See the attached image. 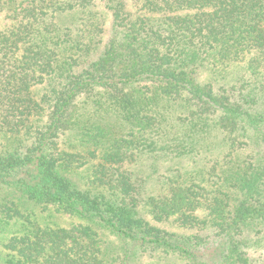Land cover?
Wrapping results in <instances>:
<instances>
[{"label": "trees", "instance_id": "obj_1", "mask_svg": "<svg viewBox=\"0 0 264 264\" xmlns=\"http://www.w3.org/2000/svg\"><path fill=\"white\" fill-rule=\"evenodd\" d=\"M1 16L0 227L20 223L4 264H264V0H0ZM145 156L199 169L146 194Z\"/></svg>", "mask_w": 264, "mask_h": 264}, {"label": "rangeland", "instance_id": "obj_2", "mask_svg": "<svg viewBox=\"0 0 264 264\" xmlns=\"http://www.w3.org/2000/svg\"><path fill=\"white\" fill-rule=\"evenodd\" d=\"M8 21V19H4L3 16L0 17V25L5 24ZM209 141V140H208ZM0 144H1V139H0ZM133 169H136L138 171V174L142 178H146V194L149 193H156L158 190L163 185L164 179L160 178L162 176H167L171 174V170L173 172L178 173V169H186L188 171V179H192V177L195 176V174L198 172L199 166H195L193 164L192 159H187V160H175V159H170V158H165L162 157L158 160H154L150 156H145L140 159V161L134 163L131 165ZM155 169V171H154ZM10 187L7 186V184H3L0 186V198L8 197L11 190L9 189ZM16 194V192H15ZM16 198V197H14ZM35 208V207H34ZM37 212L39 211L38 208H35ZM39 213V212H38ZM147 218L149 219L150 216L147 215ZM38 219L42 223H48L51 225H59V226H70L73 223L77 221L76 218L70 217L68 215H61V214H54L50 212H44V213H39ZM165 228L169 230H176V227L174 228L170 224H164ZM20 226V223H14L12 222L10 225L5 226V229H1L0 227V264H4L3 258L5 255V250H4V242L6 239L16 230H18ZM103 234L105 236V239L107 241V246H112L116 247L117 245H122V242L115 237L114 235H111L107 231H103ZM255 253V256H262L260 259H264V244L255 245V248L252 249ZM144 259L140 261L138 264H160L158 262H152L149 260V255H145L143 257ZM168 264H178L177 263H170V262H165Z\"/></svg>", "mask_w": 264, "mask_h": 264}]
</instances>
